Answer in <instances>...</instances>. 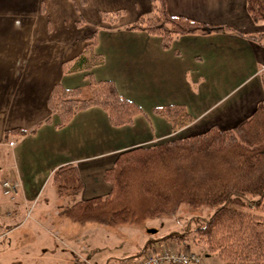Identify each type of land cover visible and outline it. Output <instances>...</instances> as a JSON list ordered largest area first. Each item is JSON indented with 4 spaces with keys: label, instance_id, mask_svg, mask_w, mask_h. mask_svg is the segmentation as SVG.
I'll use <instances>...</instances> for the list:
<instances>
[{
    "label": "crops",
    "instance_id": "0c3cea01",
    "mask_svg": "<svg viewBox=\"0 0 264 264\" xmlns=\"http://www.w3.org/2000/svg\"><path fill=\"white\" fill-rule=\"evenodd\" d=\"M165 1L172 15L233 31L181 35L164 49L159 37L123 28L150 12V0H0V168L3 176L20 183L13 199L0 188V209L9 212L0 216L6 264H60L53 257L66 251L55 241L69 248L67 240H76L79 231L66 217L21 215L27 206L39 204L49 185L54 187L51 175L57 167L76 164L82 182L78 200L105 196L110 186L103 172L120 152L201 133L212 125L231 128L264 104V37L247 36L264 32V22L250 19L245 0ZM118 10L122 13L114 24L101 21V11ZM94 28L95 51L104 61L91 69V76L112 80L143 112L113 126L103 109L91 106L57 126L59 117L48 107V97L57 83L65 88L87 84L85 72L64 73L62 63L82 51ZM170 104H183L193 120L173 131L154 112ZM16 128L27 133L4 138ZM168 233L153 234L138 258L122 264L164 245L205 250L200 243L160 239ZM78 246H72L77 256Z\"/></svg>",
    "mask_w": 264,
    "mask_h": 264
},
{
    "label": "trees",
    "instance_id": "16d2710c",
    "mask_svg": "<svg viewBox=\"0 0 264 264\" xmlns=\"http://www.w3.org/2000/svg\"><path fill=\"white\" fill-rule=\"evenodd\" d=\"M245 9L254 23L264 22V0H245ZM121 13L101 11V21L114 24ZM123 28L159 37L164 49L181 35L233 31L225 25L172 15L165 0H150V12ZM96 33L94 28L82 51L62 63V72H85L88 82L72 88L60 83L52 87L47 103L59 117L57 126L91 106L103 109L113 126L130 123L143 112L118 92L112 80L91 76V69L104 61L95 51ZM247 36L258 40L264 32ZM154 112L165 118L173 131L193 120L183 104L157 106ZM14 132L27 133L9 129L4 138ZM103 179L110 186L109 192L74 201L65 209L70 220L110 226L138 224L171 215L181 204L217 205L193 229L192 239L204 245L207 253H216L223 264H264V104L259 103L248 118L231 128L212 125L201 133L124 150L104 170ZM51 182L58 195L78 194L82 189L72 162L54 169ZM184 234L173 231L160 239L184 242Z\"/></svg>",
    "mask_w": 264,
    "mask_h": 264
},
{
    "label": "rangeland",
    "instance_id": "374dc122",
    "mask_svg": "<svg viewBox=\"0 0 264 264\" xmlns=\"http://www.w3.org/2000/svg\"><path fill=\"white\" fill-rule=\"evenodd\" d=\"M163 140H160V142ZM78 197L77 194L72 193L58 195L55 187L49 185L44 190L43 196L38 202L39 204L34 208L27 206L22 211L21 215L26 214L27 216L47 214L63 218L66 217L70 227L75 230L78 229V235L75 234L76 240H67L69 248L61 245L59 241H55L60 248L62 247L63 250L66 251L60 256L56 255L53 257L54 262L56 263L122 264L124 260L138 258L139 252L147 242V239L151 238V236L156 233L165 234L173 231L182 234L186 233L184 235H186L187 241H190L193 244H199L192 239L193 229H195L196 225L202 220L208 218L217 208V205L190 207L186 204H181L171 215L145 219L138 224L124 223L110 226L96 222L79 223L71 221L65 215L64 205L66 203H70L71 205L74 200H78ZM82 228L84 229V232ZM151 230H155L156 232L151 233ZM62 241L64 243L66 242L64 240ZM77 242H79L78 249L81 251V254L78 256L75 255V252L72 250V246H74V248L77 247ZM189 250L198 255L201 254L202 261L200 264H223L216 253H210L209 255L206 250L200 253L196 248L192 249L191 247ZM10 253L11 252H9V254ZM146 253L148 254V251H146ZM5 255H0V261H2V264L9 263L5 260L8 255ZM204 255H209V258H206Z\"/></svg>",
    "mask_w": 264,
    "mask_h": 264
},
{
    "label": "built area",
    "instance_id": "2783aa9c",
    "mask_svg": "<svg viewBox=\"0 0 264 264\" xmlns=\"http://www.w3.org/2000/svg\"><path fill=\"white\" fill-rule=\"evenodd\" d=\"M20 183L9 177H5L1 173L0 168V188L2 194L9 199H13L16 195ZM9 212H2L1 215H8ZM200 255L192 252L189 249L174 250L171 247L164 245L155 249H151L141 259L132 262L131 264H198Z\"/></svg>",
    "mask_w": 264,
    "mask_h": 264
},
{
    "label": "water",
    "instance_id": "95a60500",
    "mask_svg": "<svg viewBox=\"0 0 264 264\" xmlns=\"http://www.w3.org/2000/svg\"><path fill=\"white\" fill-rule=\"evenodd\" d=\"M76 264H81V263H76Z\"/></svg>",
    "mask_w": 264,
    "mask_h": 264
}]
</instances>
